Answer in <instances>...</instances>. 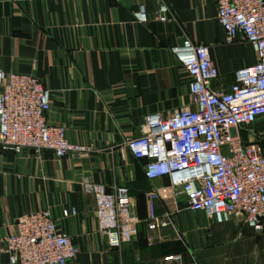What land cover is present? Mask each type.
Instances as JSON below:
<instances>
[{
  "label": "crops",
  "instance_id": "obj_1",
  "mask_svg": "<svg viewBox=\"0 0 264 264\" xmlns=\"http://www.w3.org/2000/svg\"><path fill=\"white\" fill-rule=\"evenodd\" d=\"M164 1L165 21L159 0H0V71L40 79L50 92L47 122L65 126L70 142L93 147L88 157L59 158L0 146V247L20 216L49 209L79 248L67 264H263L264 217L256 231L241 219L217 222L185 209L183 198L174 202L168 178L149 180L145 160L125 148L145 134L146 115L167 117L189 103L190 79L173 46L190 39L209 47L215 91L228 89L235 71L256 61L250 43L225 42L215 0ZM141 7L144 22L135 15ZM84 179L129 189L119 249L108 248ZM154 188V212L170 213V223L148 229ZM72 208L75 215H62ZM0 264H10L1 248Z\"/></svg>",
  "mask_w": 264,
  "mask_h": 264
},
{
  "label": "built area",
  "instance_id": "obj_2",
  "mask_svg": "<svg viewBox=\"0 0 264 264\" xmlns=\"http://www.w3.org/2000/svg\"><path fill=\"white\" fill-rule=\"evenodd\" d=\"M225 42L250 43L256 61L239 68L226 90L210 83L218 77L209 47L185 39L171 52L189 76V103L164 117H144L145 134L128 139L125 148L145 160L149 180L166 176L175 203L202 211L217 222L241 219L261 231L264 217V0H215ZM169 7L159 0L158 18L165 21ZM145 21L141 7L135 13ZM50 92L29 74L0 71V146L20 152L51 151L56 157H88L93 147L70 142L67 128L46 120ZM261 126L255 132L254 124ZM84 192L94 197L99 230L109 249L121 247L122 215L132 207L126 186L107 187L87 179ZM148 229L170 223V213L156 215L154 200L160 188L148 193ZM76 209H63L64 217ZM10 264H67L79 248L59 231L49 209L32 211L16 221V231L1 242ZM179 260V256L171 257ZM264 264V259H263Z\"/></svg>",
  "mask_w": 264,
  "mask_h": 264
}]
</instances>
